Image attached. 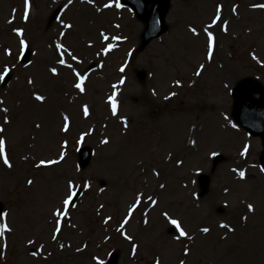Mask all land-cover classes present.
I'll return each instance as SVG.
<instances>
[{
  "label": "rangeland",
  "instance_id": "obj_1",
  "mask_svg": "<svg viewBox=\"0 0 264 264\" xmlns=\"http://www.w3.org/2000/svg\"><path fill=\"white\" fill-rule=\"evenodd\" d=\"M57 1L30 0L25 21L24 0H0V70L5 64L16 65L0 81V108L8 110L0 112V127L5 129L2 135L12 164L9 169L0 162L1 211L8 213L6 222L12 229L0 237V264H95L93 256L106 264L111 252L117 255V264H154L157 258L160 264H179L181 259L185 264H264L260 138L232 118L230 92L248 78L264 89V10L250 7L264 0H170L163 33L144 47L140 45L144 21L127 6L103 7L116 0H73L67 9V0ZM217 5L221 20L228 22L227 31L220 30V22L211 29L215 40L209 61L203 28ZM59 6L61 12L55 16ZM61 21L72 27L64 29ZM16 27L23 29L22 37L16 36ZM189 28H195L197 35ZM61 31L64 37L59 36ZM100 32L109 41H103ZM21 38L29 48L18 61ZM56 42L81 59V65L74 64L78 71H88L84 93L73 87L70 70L55 63ZM107 43L113 44L112 50L97 55ZM5 48L12 55H5ZM29 60L33 63L23 67ZM200 64L205 67L197 76ZM50 67L57 68V76L48 72ZM34 91L46 97L43 103L35 101ZM113 92L116 116L108 101ZM63 115L70 121L67 132L60 130ZM81 134H85L82 140ZM105 138L109 143L100 144ZM83 145L89 156L80 165ZM61 151L65 155L60 163L35 167L40 160L59 159ZM213 152H220L221 159L211 167ZM154 170L159 176L153 175ZM240 171L245 173L243 179ZM201 172L210 174L205 190L196 181ZM28 179L33 181L30 186ZM68 180L80 194L74 198L77 207L61 220L54 241L51 213L60 206ZM85 181L90 184L87 189ZM160 183L165 184L163 190ZM137 192L154 194L158 205L146 213L141 205L134 212L125 226L132 237L127 241L116 229ZM249 203L252 213L247 212ZM162 210L179 219L193 241L174 240L175 229L160 216ZM104 217H111L107 224ZM221 222L234 230L220 228ZM202 227L209 232H199ZM132 244L137 245L135 255ZM185 245L187 256L182 251Z\"/></svg>",
  "mask_w": 264,
  "mask_h": 264
},
{
  "label": "snow or ice",
  "instance_id": "obj_2",
  "mask_svg": "<svg viewBox=\"0 0 264 264\" xmlns=\"http://www.w3.org/2000/svg\"><path fill=\"white\" fill-rule=\"evenodd\" d=\"M73 0H67V3L64 5V8L67 9L71 4H72ZM88 3H92L93 0H87ZM115 6L116 8H120L122 7L121 3H119V0H116V2L114 3H105L103 4L104 8H110ZM29 7H30V0H24V6H23V15H22V19L27 21L29 18ZM251 8L253 9H260V10H264V3H253L250 5ZM96 11L99 12L100 8H96ZM236 11V6H233V12L235 13ZM219 23V27L221 31H227V21L221 20V6L217 5L216 7V12L215 15L211 18L210 23H208L207 25L204 26L203 31L206 35L207 38V55H206V59H208L209 61L212 60L213 57V51H214V34L211 31V29L214 26H217ZM9 23H11V21H9ZM62 26L64 29H70L72 27L71 24L68 23H63V21H61ZM116 27H119L118 25ZM13 31L15 32L17 37H22L23 36V29L16 27L13 29ZM189 31L192 32V34L195 36L197 35L196 29L195 28H189ZM100 37L103 39V41H109V37L107 35L104 34V32H100L99 33ZM60 37H64L65 33L63 31H61L59 33ZM111 39L116 40V39H120L119 37L116 36H112ZM89 47H91V44H89ZM29 48V44L26 42L25 39L21 38L19 39V50H18V55L16 57V59L19 61L22 58H25V50ZM54 48L57 55V59L55 61L56 64L62 66L65 69L70 70V72L72 73L75 82L73 83V87L78 90L79 93H84L85 92V81L88 78V71L87 70H83V71H78L77 67H74V64L79 66L81 65L82 61L80 58H78L77 55L73 54V51L69 50L68 47H66L63 43L60 42H56L54 44ZM113 48V44L112 43H107L105 47H102V49L97 52V55H101V54H107L109 51H111ZM4 54L7 56L12 55L11 50L5 48L4 49ZM33 56L36 55L35 52L32 53ZM252 59L255 60L257 63H260V61L257 59V57L255 55H252ZM33 62L31 60H29L26 64H23V67L27 68L29 65H31ZM99 66V65H98ZM205 67L204 64H200L199 68L197 69V71L195 72V75L199 76L201 74V70H203ZM16 68V65L13 64L11 66H9L8 64L3 65L2 70H0V81H3L5 79V77L14 69ZM119 71L121 73H123L125 71L124 66H121L119 68ZM48 72L52 75V76H57L58 72H57V68L56 67H50L48 68ZM27 83L29 85L33 84V80L32 79H28ZM120 84L124 83V77H121ZM177 86H179V81L176 82ZM114 89L116 88V85L112 86ZM153 95H155V93H153ZM170 96H174L175 93H170ZM114 96H115V92H113L112 96L108 97V101L109 104L111 106V112L113 116L117 115V105L116 102L114 100ZM33 97L35 99V101L37 102H41L43 103L46 99V97L43 94H39L37 92H33ZM165 100L169 99V96H165L164 97ZM3 101H0V104H2ZM7 109L6 108H0V112H4L7 113ZM83 111V115L85 117H87L89 115V110L87 105H84L82 108ZM63 119V127L60 129L62 132H67L69 130V126H70V121H69V117L67 115H63L62 116ZM121 120L123 122L124 118L121 117ZM3 123L5 125H7L9 123V120L7 118V116H4L3 118ZM35 127L38 129L40 127L39 124H36ZM126 127V124H125ZM233 127H235V125H233ZM5 129L4 127H0V162H2L3 166L7 167V168H11L12 164L10 163L9 159L7 158L6 155V140L4 138V136L2 135L4 133ZM85 134H81V140L83 139V136ZM109 143V140L107 138L100 140V144L102 145H107ZM190 143L195 144V141H190ZM67 144V141L64 142V144L61 145L62 148H64ZM247 145H245V151L247 150ZM241 156H243L245 153L244 151H242ZM65 153L63 151H61L60 155H59V159H50V160H40L38 164L35 165V167H41V166H48V165H53V164H58L60 163L61 160H63ZM213 156L216 155L215 152L212 153ZM177 164L181 163V161L177 160L176 161ZM233 171L235 172L236 170L233 169ZM261 172H264V168H260ZM153 175L159 176V172H156L155 170L153 171ZM239 177L241 179L244 178L245 173L243 171H240L238 173ZM26 183L30 186L33 184V181L31 179H28L26 181ZM77 185H74L72 180H68L67 182V186H66V194L65 196L62 198L61 200V204L59 207H57L54 211H52L51 215L52 217L55 219V224H54V231L52 232V240H56L58 234L61 232V228H62V223L61 220L62 219H67L68 218V212L69 209H75L77 207V205L74 203V198L79 195L80 193H78L77 189ZM90 187V184L88 181H85L83 184V188L87 189ZM159 188L160 189H164L165 188V184L160 183L159 184ZM100 191H103V189H100ZM225 192H227V189H225ZM146 196V199H145ZM153 195H147L141 192H137L134 196L133 202L127 207L126 209V214L123 216V219L121 220L118 228L116 229L120 235L123 237L124 240L127 241H131L132 237L127 235L125 232V226L129 223L130 219L132 218L134 212L141 207V205H144V212L146 213L148 209L150 208H154L158 205V200L153 198ZM101 208H103V205L100 206ZM247 208V212L252 213L254 211L253 205L252 204H247L246 206ZM8 213L4 212V211H0V237H3L5 233L11 232L12 229L9 227V225L6 222V218H7ZM160 216H162L164 218V220L167 221L168 224H170L171 226L174 227L176 235L173 237L174 240H180L181 238H185L188 241H193L194 237L192 235H190L182 226L181 221L179 219L176 218H172L170 216V214L167 211H161L160 212ZM111 219V217H104V223L107 224L108 221ZM242 220H246L247 217L242 216L241 217ZM143 223L145 225L148 224V219L145 216L143 219ZM70 227L75 228L76 225L75 224H71ZM220 228L226 229L227 232H232L234 229L232 227H230L228 224L221 222L219 224ZM199 232L201 233H208L209 232V228L208 227H202L199 229ZM223 238V237H222ZM105 240L109 239V237L105 236L104 237ZM34 243L33 240L29 239L28 240V244L32 245ZM59 247L61 249H63L65 247L64 244H60ZM86 247V245H85ZM41 248H43V245L40 246V248L35 249L34 251L31 252L32 256H37V254L39 253V251L41 250ZM136 248L137 245L136 244H132V255H135L136 252ZM77 252L82 251L81 248H77L76 249ZM183 253L185 256L188 255L189 253V247L188 245H185L182 249ZM0 255H2V253H0ZM93 261H95V264H105V261L97 256H93L92 257ZM154 264H160L159 259L157 258L154 262ZM179 264H185V261L183 259H181L179 261Z\"/></svg>",
  "mask_w": 264,
  "mask_h": 264
},
{
  "label": "water",
  "instance_id": "obj_3",
  "mask_svg": "<svg viewBox=\"0 0 264 264\" xmlns=\"http://www.w3.org/2000/svg\"><path fill=\"white\" fill-rule=\"evenodd\" d=\"M132 6L140 19L147 22L143 38L145 41L160 34L164 28L163 17L167 11L169 0H122ZM152 1L151 9H146V5ZM256 85L251 82H242L234 90L235 107L233 116L249 131L260 135L263 138L264 152V94L258 100H252L251 92L256 90ZM264 165V153L262 156ZM203 176L199 179L201 186H206L207 181H203ZM108 264H116V255L113 254Z\"/></svg>",
  "mask_w": 264,
  "mask_h": 264
}]
</instances>
